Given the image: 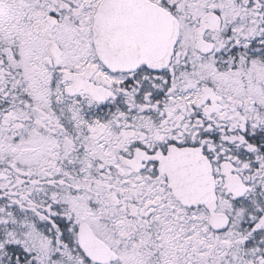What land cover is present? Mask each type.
I'll return each mask as SVG.
<instances>
[{"label": "snow or ice", "instance_id": "1", "mask_svg": "<svg viewBox=\"0 0 264 264\" xmlns=\"http://www.w3.org/2000/svg\"><path fill=\"white\" fill-rule=\"evenodd\" d=\"M0 264H264V0H0Z\"/></svg>", "mask_w": 264, "mask_h": 264}]
</instances>
